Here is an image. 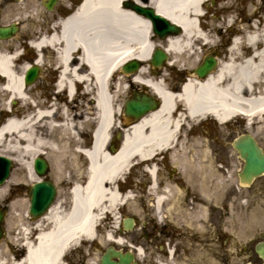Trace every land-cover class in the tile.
<instances>
[{
  "label": "bare ground",
  "instance_id": "bare-ground-1",
  "mask_svg": "<svg viewBox=\"0 0 264 264\" xmlns=\"http://www.w3.org/2000/svg\"><path fill=\"white\" fill-rule=\"evenodd\" d=\"M125 1L84 0L61 23L60 30L32 42L37 47L49 44L57 48L60 71L56 98L46 109L45 102L31 105L30 90L23 83L29 64L21 62L18 48L13 51L6 42L0 45V93L7 97L4 109L11 108V101L32 109L0 126V156L16 160L19 169L32 179L33 159L44 149L60 146L55 132L66 144L77 139V130L90 121V114L97 123L94 144L88 151L89 176L84 183L79 179L73 183L69 207L58 202L37 222L22 216L20 245H11L14 257L9 260H2L0 247V264H68L67 256L86 242L108 240L124 245L125 239L116 236L115 223L119 222L117 210L133 197L130 191L121 192V181L133 166H142L150 175V189L157 194L154 205L160 211L172 189L157 193L158 167L154 162L166 150H175L174 161L186 159L181 154L187 144L182 135L186 125L209 118L224 124L242 117L248 128L253 123L264 127V24L255 21L243 27L218 68L201 78L193 68L200 61L198 45L214 43L213 29L220 31L222 26L205 11V7L211 8L208 1L213 0H151L163 16L183 29L158 44L153 41L150 20L127 7ZM230 8L229 3L218 5L220 10ZM157 46L170 53L171 66L181 67L189 77L176 91L152 76L145 65L132 75L134 82L149 85L158 93L163 103L133 123L119 151L110 153L106 148L119 113L116 102L126 92V79H117V75L126 61H147ZM76 87H80L79 92ZM78 97L80 113L74 112ZM17 180L15 172L0 185V202H9L10 210L20 204L11 199ZM106 221L104 235H100L99 227ZM134 248L138 256L143 253L142 247ZM20 251L24 254L19 258Z\"/></svg>",
  "mask_w": 264,
  "mask_h": 264
},
{
  "label": "rangeland",
  "instance_id": "rangeland-1",
  "mask_svg": "<svg viewBox=\"0 0 264 264\" xmlns=\"http://www.w3.org/2000/svg\"><path fill=\"white\" fill-rule=\"evenodd\" d=\"M221 3H229L231 8L227 11L220 10L218 5ZM210 5L211 8L207 10L210 11L209 16L211 20L222 22L221 30L223 29L224 35L229 32L227 30L230 27H234L237 33L242 34L243 27L250 23L256 21L264 24V12L259 11L258 16L252 18L253 13L261 8V0H216L215 4L211 2ZM229 20L232 21L229 22ZM213 34L216 41L206 47L199 48L200 61L193 67L194 69L202 62L203 57L211 55L215 47L221 42V34H218L214 29ZM23 37V34L18 36L14 40V44L19 45ZM173 68V72L170 70L172 68L164 70L163 76H170L173 79L178 73L177 79L180 78V81L184 82L188 76L187 72L182 71L181 67L178 66H173ZM128 90L129 88L121 97L122 99ZM29 95L31 100L36 102V98L31 94ZM6 100L7 97L0 93V124L5 121L7 115V111L4 109ZM13 109V112H17L18 115L32 111L30 105L25 107L20 102H17ZM90 116L89 123L93 124L94 114H90ZM240 121L243 123L242 127L249 129L264 147V127L262 124L253 123L249 128H246V121L242 118H236L232 123L233 126ZM204 123L203 126H195L191 133L207 136L210 130L214 128V130L221 129L224 135L226 134L225 126L216 120L209 118ZM49 151L51 154L48 161L55 166L52 150ZM233 154L232 169L228 177L220 173L214 174L212 169L214 163L210 160L204 161L203 159L206 157L204 154L194 153L193 160L188 161L186 158L171 163L167 167L168 172L173 176L180 175L186 178L194 192L200 196V205L188 201L185 189L174 185L172 195L164 203L159 217L153 206L154 195L151 194L149 188L147 171L142 166H137L135 172L132 169L133 176L129 178L128 183L132 187L131 194L133 197L117 210L119 222L115 223L117 226L116 236L123 237L125 244L119 245L108 240L105 243L89 241L84 243L83 248L74 250L69 259L71 258L73 264H79L80 261L83 264H100L101 256L107 247L113 245L123 252L129 250L135 252L134 247H142L143 253L137 258L140 264H248L251 261L260 262L261 259L254 252V247L259 241L264 240V175L257 178L250 186L243 185L238 175L242 163L236 157L235 150H233ZM18 165L15 160L12 175L17 172V184L19 173L24 171V169H19ZM215 177L216 179H214ZM135 179L137 185H135ZM165 179H168L167 174L161 169L160 181ZM17 198L16 185L12 191L11 199ZM5 205L9 207V202H0V207ZM24 209L25 206L21 204L14 210L8 209L5 219L7 236L0 241V247L4 251L2 260H9L14 257L10 252L11 245H20V225ZM124 216L136 218L137 226L133 230L122 232L120 223ZM107 222L102 223L99 227L100 235H104ZM165 222L168 224L167 226H165ZM213 223L217 224V240H215L213 232ZM19 250L21 249L19 248ZM172 250L174 255H172L173 253L170 254Z\"/></svg>",
  "mask_w": 264,
  "mask_h": 264
},
{
  "label": "flooded vegetation",
  "instance_id": "flooded-vegetation-1",
  "mask_svg": "<svg viewBox=\"0 0 264 264\" xmlns=\"http://www.w3.org/2000/svg\"><path fill=\"white\" fill-rule=\"evenodd\" d=\"M83 2L84 0H0V29L7 28L13 33V36L5 39L4 42L10 45L13 51L18 48L19 52L22 54V63L29 61L30 64L37 69L35 83L26 87L30 90V94L36 98L35 104L45 102L44 109L51 105L52 102H55L56 98L55 86L59 79L60 71L59 64L57 63V48L49 44H43L37 47L33 45L32 42L37 41L42 35L49 36L60 30L61 23L74 14ZM124 4L129 8L132 7V3L129 0L125 1ZM259 11L264 12V0H261V8L253 13L252 18L257 17ZM227 31L229 32H226L224 35L223 29H220L219 34H221L222 40L213 51L219 61L228 55L234 37L239 35L231 28ZM21 34L24 36L22 42H20L19 45L14 44V40ZM155 40H158L156 36ZM21 47L22 50H20ZM76 56H78V53ZM40 59L43 60L40 62ZM163 69L157 70V76L163 74ZM149 71L151 75H153V69L151 68ZM177 78L178 74L176 73V76L167 82L170 88L177 90L180 87L181 79ZM164 80L166 79L164 78ZM128 88L129 90L125 97L123 99L121 98L123 94L116 102V108H119V113L117 114L116 125L109 132V141L107 145L111 153H116L121 148L127 129L137 121L133 114L126 112L127 102L134 99L136 95L144 96L150 94L148 85L145 84L135 85L132 82L129 84ZM75 91L79 92L80 87H76ZM62 94L63 99L61 102L63 101L64 103L66 101L65 93L63 92ZM79 101L80 99L78 97L74 112H81ZM85 104L87 108L89 106L87 100ZM87 116V118L90 117L88 114ZM200 125L203 126V124ZM233 125L232 123L224 125L226 128L225 135L221 129L214 130L213 128L207 136H201L191 133L193 129L188 130L187 128H183L182 135L186 137L185 140L187 144L182 148L181 154L188 158V161L193 160L192 157L194 153L204 154L206 156L203 159L204 161L210 160V162L214 163L212 168L214 174L220 173L225 177L230 176L234 157L233 141L246 131V129L242 127L243 124L240 122L235 126ZM96 127V120L93 124L89 122L85 123L77 130V139L70 140L66 144H64V142L62 143V139L57 138L61 136L55 133V135H57V137L55 136V140L60 145L59 148L52 151L53 158L55 159V166L49 163L44 173L34 171V177L32 179L28 178L24 172L19 173L18 200L22 206H25L23 217H28L31 222H37L46 215L45 212V215L36 217L30 212V207L35 195L38 207L42 211H45L47 207H49L48 209L50 210L51 207L58 202H61L64 208L69 207L73 183L77 179L84 183L89 176L90 160L88 151L93 146ZM178 149L179 148H177V150ZM173 151L175 150H167L159 154L156 157L157 161L154 162L157 163L156 165L158 167L157 193L162 194L164 190L169 187L172 190L175 186L179 188L183 187L186 191L188 201L200 205V196L194 192L193 187L187 182L186 178L180 175L173 176L168 172L167 167L171 163H174L172 157ZM236 157L239 161H243L237 151ZM219 162H221V164H219ZM161 169L165 171L168 177V179L164 181H160ZM214 179H216V177ZM38 184H42V186L34 194L33 190ZM128 184L129 183L126 182L122 188L124 192L131 190V186ZM150 186L151 181L149 182V188ZM53 188H55V193L53 192ZM171 195L172 192L170 193V196ZM213 224V232L215 240H217V224ZM167 225L168 224L165 222V226ZM171 252L173 253L172 255H174V251H170V254ZM254 252L257 254L258 258L261 259L262 263L263 259L257 253L255 247ZM65 262L73 264L71 260H65ZM79 264H83V262L80 261Z\"/></svg>",
  "mask_w": 264,
  "mask_h": 264
},
{
  "label": "water",
  "instance_id": "water-1",
  "mask_svg": "<svg viewBox=\"0 0 264 264\" xmlns=\"http://www.w3.org/2000/svg\"><path fill=\"white\" fill-rule=\"evenodd\" d=\"M134 8L144 13L148 16L152 22L154 31L161 37H165L168 34H178L181 32V27L174 22L169 21L167 18L162 17L160 14H157L153 8L142 7L138 4L134 5ZM7 29L0 30V38H5L9 34ZM166 54L161 50H157L152 59V63L155 66H158L163 63L166 58ZM216 65V60L212 58H207L204 63L199 66L195 72L204 77L214 69ZM140 67L139 61H132L127 63L124 66L125 72H132L137 70ZM36 76V69L32 68L28 72L27 83L32 82ZM158 108L154 98L149 96H138L135 100L128 102L126 110L127 112H132L135 117L139 118L147 113L151 109ZM234 146L239 150L241 156L245 159V165L242 173L240 174L241 181L244 183H252L253 180L264 173V152L263 149L259 146L255 138L251 134H245L238 138ZM37 169L40 166H45V163L40 159L35 161ZM12 168V162L9 158L0 156V184H2L5 179L10 175ZM37 205L32 206V212L36 215L41 214L42 211L37 209ZM4 211L0 209V239L4 237V230L2 224L4 221ZM134 225L133 219H125L124 227L125 229H130ZM258 251L264 256V244L258 246ZM113 257L119 258V260H114ZM134 254L131 252L123 253L122 251L116 250L113 246H110L105 254L101 258L100 264H137L133 263Z\"/></svg>",
  "mask_w": 264,
  "mask_h": 264
}]
</instances>
